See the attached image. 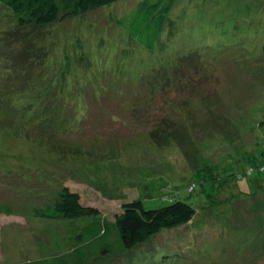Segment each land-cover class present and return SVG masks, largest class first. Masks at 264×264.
<instances>
[{
    "label": "rangeland",
    "instance_id": "374dc122",
    "mask_svg": "<svg viewBox=\"0 0 264 264\" xmlns=\"http://www.w3.org/2000/svg\"><path fill=\"white\" fill-rule=\"evenodd\" d=\"M120 4L18 33L57 39L58 61L70 63L55 70L58 82L16 66L0 89V205L12 210L0 215V264L44 260L36 236L49 230L64 241L47 264H64L56 254L73 264L74 230L35 214L63 187L110 220L137 198L199 209L138 250L84 264H264V0H176L153 52L113 22ZM6 18L0 36L10 41ZM190 54L198 60L177 62ZM156 57L178 66L157 71ZM203 59L216 61L202 69Z\"/></svg>",
    "mask_w": 264,
    "mask_h": 264
},
{
    "label": "trees",
    "instance_id": "16d2710c",
    "mask_svg": "<svg viewBox=\"0 0 264 264\" xmlns=\"http://www.w3.org/2000/svg\"><path fill=\"white\" fill-rule=\"evenodd\" d=\"M127 1L0 0V13L2 14L0 21L5 24L8 20L6 16H12L14 22L11 21L9 24V31L16 29V32L12 35L13 39L10 41H4V37L0 36V61L5 65V61L8 64V59H11L8 67L10 71L8 69L2 71L0 68V89L2 86L4 87V84L15 73L17 70L16 66L23 75H27L25 73L26 70H40L37 78L40 79L42 77L45 79L46 75L51 73L53 79L58 82L59 79L54 75L55 70L60 66L63 69L70 63L67 60L64 62L58 61L56 55L60 45L57 39L52 40L50 37L38 39L27 35L26 39L22 41L20 39L21 36L19 37L18 35L19 31L40 29L77 16L85 18L86 15L95 10L105 9V7H116L115 5H121L120 3L126 4L125 6L122 5L125 11L123 10L121 16L113 22H117L121 27L127 26L131 38L135 39L139 45H142L148 51L153 52L165 27L172 26L170 17L176 0H134V5L132 6H129L132 0L128 4ZM1 29L7 32L5 25ZM29 34L32 33L30 32ZM14 35H16L15 38ZM137 43L135 44L139 46ZM64 47L67 46L64 44ZM130 47L132 49L135 48L133 46ZM158 47L162 50L166 48L162 44L158 45ZM261 51L264 62V45ZM150 54L153 55L152 53ZM177 59V62L183 59L186 61L198 60L192 54L186 57H177ZM153 60L152 63L158 65L155 67L157 71L164 69L165 72H168L170 68L178 66L175 60L163 61L157 57ZM210 60L216 61L215 59ZM210 62L207 59H203L201 62L202 69L205 64L209 65L208 63ZM43 70L47 72L42 73ZM2 74H6L4 75L6 78H3ZM174 81L175 78L172 77L170 80L172 85H175ZM11 85H13V80H11ZM0 94L3 97V99L0 98V101L5 100V94L1 92ZM9 96H15V92L11 91ZM262 124L264 122H261L260 126ZM152 135L155 137V134L152 133ZM257 169L259 172L264 173V160ZM259 184L264 185V180H261V183L258 182V186ZM239 189H241L240 186ZM164 200H168L167 205L156 208H148L145 201L141 198L124 202L121 205V213L114 215V220H110L102 215L99 208L84 205L78 192L71 191L68 187H63L55 195L48 207L36 209L35 214L37 217L47 221H61L65 225V232L74 230V234L67 238V242L71 243L70 248L72 249V252L68 254L71 256L70 262L73 264H84L96 255L112 259L129 251L138 250L142 245H147L153 238L158 237L160 233L187 226L199 217V209L186 199L167 198ZM11 212L10 206L0 205V215L10 214ZM79 219L82 220L81 225L77 222ZM61 236L60 232L56 230H49L48 233L41 232L36 237L43 241V250H48L49 253L44 254V260L25 264L49 263L45 258L55 253L54 246L58 247L64 241V235L61 234ZM78 244H82V246L79 247ZM51 245L54 246L51 247ZM58 250H60V247ZM58 255L56 254L55 256L56 261L64 264L69 262V260L66 261L65 256Z\"/></svg>",
    "mask_w": 264,
    "mask_h": 264
}]
</instances>
